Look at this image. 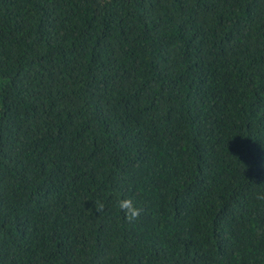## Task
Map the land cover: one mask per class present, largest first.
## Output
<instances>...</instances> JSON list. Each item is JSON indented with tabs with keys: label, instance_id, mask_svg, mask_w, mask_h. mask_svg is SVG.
<instances>
[{
	"label": "trees",
	"instance_id": "16d2710c",
	"mask_svg": "<svg viewBox=\"0 0 264 264\" xmlns=\"http://www.w3.org/2000/svg\"><path fill=\"white\" fill-rule=\"evenodd\" d=\"M258 195L264 0H0V264H264Z\"/></svg>",
	"mask_w": 264,
	"mask_h": 264
},
{
	"label": "clouds",
	"instance_id": "9594fccd",
	"mask_svg": "<svg viewBox=\"0 0 264 264\" xmlns=\"http://www.w3.org/2000/svg\"><path fill=\"white\" fill-rule=\"evenodd\" d=\"M250 182L255 184V182ZM257 198L264 199V195H258ZM94 207L95 211L98 213L103 212L105 209V205L102 202H97ZM117 207L119 211L124 215V218L128 223L135 222L143 211V209L139 208L136 205L132 198L119 199L117 202Z\"/></svg>",
	"mask_w": 264,
	"mask_h": 264
}]
</instances>
